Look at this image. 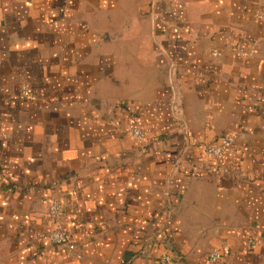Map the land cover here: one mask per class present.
Here are the masks:
<instances>
[{"label":"crops","instance_id":"0c3cea01","mask_svg":"<svg viewBox=\"0 0 264 264\" xmlns=\"http://www.w3.org/2000/svg\"><path fill=\"white\" fill-rule=\"evenodd\" d=\"M53 199L70 254L44 236ZM212 248L264 264V0H0V264Z\"/></svg>","mask_w":264,"mask_h":264},{"label":"built area","instance_id":"2783aa9c","mask_svg":"<svg viewBox=\"0 0 264 264\" xmlns=\"http://www.w3.org/2000/svg\"><path fill=\"white\" fill-rule=\"evenodd\" d=\"M231 50L237 56H247L254 51L252 49L247 50L241 46H233ZM213 53L215 55L220 54V52L217 50H215ZM20 94L28 99H34V94L27 84H22L20 86ZM129 131L138 143L144 144L146 142L147 134L135 124L131 123L129 125ZM236 137L237 136L233 133L224 134L216 142L202 143L201 149L207 158H220L221 156L230 152ZM48 216L53 221L54 226L49 232H47V234H44V236L51 244L64 246L67 254H70L74 251L75 245L71 242L70 234L63 227V207L57 199H53L51 201L48 207ZM255 246L256 244L253 238H248L246 240L247 250H252L255 248ZM221 260V251L218 248H212L207 255L206 264H220ZM170 262L171 257L169 255H165L161 258L162 264H169Z\"/></svg>","mask_w":264,"mask_h":264}]
</instances>
